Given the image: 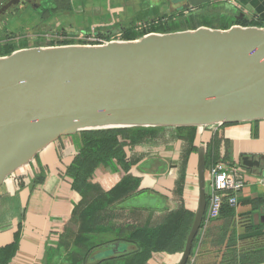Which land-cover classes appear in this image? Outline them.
<instances>
[{"label":"water","instance_id":"95a60500","mask_svg":"<svg viewBox=\"0 0 264 264\" xmlns=\"http://www.w3.org/2000/svg\"><path fill=\"white\" fill-rule=\"evenodd\" d=\"M17 1L3 4L0 14ZM178 1L190 9L219 0ZM260 120L264 25L20 47L0 56V186L46 146L83 130ZM196 154L197 203L177 264H188L207 205L204 147ZM241 165L259 166L248 156Z\"/></svg>","mask_w":264,"mask_h":264},{"label":"crops","instance_id":"0c3cea01","mask_svg":"<svg viewBox=\"0 0 264 264\" xmlns=\"http://www.w3.org/2000/svg\"><path fill=\"white\" fill-rule=\"evenodd\" d=\"M120 1L128 6L132 0ZM141 1L136 0V5L127 8L128 11L138 9ZM74 2L69 0L63 16L56 18L55 25L60 26L61 33L73 25L70 15L73 8L83 5L73 7ZM218 2L231 8L230 23L241 19L239 13L248 20L264 22V0ZM124 5L116 4L111 8L112 17H97L91 27L98 24L109 28L116 26L121 14L127 11ZM12 19L15 20V14ZM145 136L143 142L132 145L127 141L124 145L127 167L117 159L98 164L85 192L74 189L72 179L66 173L78 154L79 140L73 135L60 137L29 164L8 176L0 186V247L15 242L16 249L7 264H51L54 253L51 252L49 257L47 254L49 250L57 249L66 229L71 230L73 236L78 235L79 219L75 211L84 201L94 199L93 186L99 191H108L128 175L138 179L136 189L148 193L146 199L152 207L118 209L109 215L113 222H127L130 218L132 223H138L149 215L156 220L181 208L193 214L197 203L196 152L200 147L205 149L206 177L210 165L223 161L239 165L250 181L238 194L235 207L225 206L216 219L202 225L188 264H264V184L259 181L264 177V120L196 127L195 150L189 153L181 172L186 144L179 131L164 128ZM242 156H248L259 166H242ZM75 240L73 243L79 245ZM70 248L74 250L76 246L72 244ZM180 252H154L145 264H177Z\"/></svg>","mask_w":264,"mask_h":264},{"label":"trees","instance_id":"16d2710c","mask_svg":"<svg viewBox=\"0 0 264 264\" xmlns=\"http://www.w3.org/2000/svg\"><path fill=\"white\" fill-rule=\"evenodd\" d=\"M221 4L227 10H231L225 3L212 2L194 8L195 10L189 11L187 15L184 13L185 9H183L171 15V17L182 15L185 18L183 22L189 24V28L201 25L212 27L213 25L208 21L211 18L207 19L209 10L204 12H200V10L209 7L215 8V6ZM162 18L165 17H160L155 22H148L149 27L141 31H135V28L123 29V38L133 39L147 32L177 30L174 27L177 23H170L166 27L165 22L161 20ZM234 23L263 25L264 22L262 20L241 18L231 23L225 22L220 28H226ZM64 42H68V40ZM17 48V44L12 41L2 43L0 45V56L9 54ZM164 128L170 129L172 127L106 128L77 132L73 136L79 140L78 154L66 169L67 175L72 179L73 188L83 192L91 182L94 169L101 162L117 159L127 167L129 163L126 160L124 151L126 142L130 141L132 145L143 142L147 138L145 136L147 133L153 134ZM172 129L179 131L181 139L186 144L182 154L181 172L189 153L195 150L193 139L196 127H175ZM137 186L138 179L128 175L114 185L109 192L100 191L99 195L94 197L92 201H84L75 211V216L78 215L79 219L78 235L75 237L71 230L66 229V232L60 237L57 249L49 250L47 254V257H49L51 252L54 253L50 263L145 264L154 252L172 253L182 250L193 217V214L184 208L166 213L156 220L152 218V215H149L148 218L139 220L138 223L113 222L109 218L110 213L117 212L116 210L125 207L128 209L136 206L148 209L152 207L146 199L148 193L137 190ZM180 189L179 193L181 192ZM225 206L230 207L224 204L222 209ZM74 240L79 245H75ZM72 244L76 246L74 250L70 248ZM194 244L195 241L193 247ZM15 249V242L0 247V264H7Z\"/></svg>","mask_w":264,"mask_h":264},{"label":"rangeland","instance_id":"374dc122","mask_svg":"<svg viewBox=\"0 0 264 264\" xmlns=\"http://www.w3.org/2000/svg\"><path fill=\"white\" fill-rule=\"evenodd\" d=\"M7 1L9 0H0V7ZM21 1H25V3L23 4ZM67 3H69V0H18L7 12L0 14V45L7 41L16 43L18 48L51 45L67 43L64 42L65 40L72 42L70 38L80 34L87 36L94 33L100 36H110L117 32L122 33L125 28H135V31H141L149 27L148 22H155L160 17H165L161 20L165 22L166 27L170 23H177L174 26L177 30L190 27L189 24L183 22L185 18L182 15L169 17L183 10L182 8L180 9L183 2L178 0H142L138 9L135 8L132 11H128L127 8L134 7L136 0L129 1L130 5L128 6H125L120 0H111L110 3L107 0H75L72 3L73 7L77 4L83 5L77 9L72 7L73 10L70 15L72 16L71 19H73V25L72 27L67 26L64 33H61L60 26H56L55 23L58 22L56 18L62 17L63 10L68 8ZM118 3L124 5V9H127L125 13L121 14L119 24H114L116 26L111 25L112 27L110 28L104 24L91 27L97 17H104L105 19L112 17L111 8ZM36 8L41 10L35 11ZM191 10L195 9H185L184 13L187 15ZM207 10H209L207 19L211 18L208 21L213 26H222L225 22H230L231 10H227L222 4L215 6V8H204L200 12ZM87 11L88 13H86ZM13 14H15V20H13L14 18L11 20ZM117 15L115 14V16ZM244 179L247 185L250 181L247 174H244ZM104 192H109V190ZM99 193L98 188L93 186L92 196L96 197ZM126 221L132 223L130 218H127Z\"/></svg>","mask_w":264,"mask_h":264},{"label":"built area","instance_id":"2783aa9c","mask_svg":"<svg viewBox=\"0 0 264 264\" xmlns=\"http://www.w3.org/2000/svg\"><path fill=\"white\" fill-rule=\"evenodd\" d=\"M75 43H103L108 39H123L121 32L110 36L78 35L70 38ZM244 171L239 165H230L223 161H216L207 171L206 192L207 205L202 225L216 219L224 204L235 207L238 201V194L245 185ZM264 184V177L259 179Z\"/></svg>","mask_w":264,"mask_h":264},{"label":"flooded vegetation","instance_id":"af4514ba","mask_svg":"<svg viewBox=\"0 0 264 264\" xmlns=\"http://www.w3.org/2000/svg\"><path fill=\"white\" fill-rule=\"evenodd\" d=\"M10 1V0H9ZM27 1H29V0H27ZM23 4L25 3V1H21Z\"/></svg>","mask_w":264,"mask_h":264},{"label":"bare ground","instance_id":"6f19581e","mask_svg":"<svg viewBox=\"0 0 264 264\" xmlns=\"http://www.w3.org/2000/svg\"><path fill=\"white\" fill-rule=\"evenodd\" d=\"M71 41V40H70Z\"/></svg>","mask_w":264,"mask_h":264}]
</instances>
